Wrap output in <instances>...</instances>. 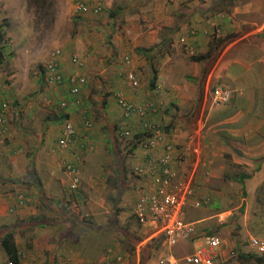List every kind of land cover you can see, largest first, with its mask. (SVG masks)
Wrapping results in <instances>:
<instances>
[{"label":"crops","instance_id":"obj_1","mask_svg":"<svg viewBox=\"0 0 264 264\" xmlns=\"http://www.w3.org/2000/svg\"><path fill=\"white\" fill-rule=\"evenodd\" d=\"M84 1L93 4L101 3L100 1L95 2L94 0ZM124 1L125 2H121L122 6L117 3L113 7V10L121 15V19L116 20L117 23L124 24L120 30L123 34L118 37H113L115 45H108L105 49L99 51L97 49L93 51L90 47L84 48V52L78 53L84 58L85 62L83 66H76L71 62L70 56L72 52L67 53L68 57H66V59L64 57L62 58V55H60L59 59V71L65 77L79 72L86 76L87 82L80 92V97L82 98L88 115L90 116V113H92L93 116L91 115L90 117L101 122L99 116L93 111V107L96 106V103L99 104L102 115L101 119H103L99 127L95 131H90L83 125L81 118V110L83 108L81 106L75 107L69 104L64 109L60 108L59 101L61 99L71 98L67 94V83L62 84V86L47 83L46 94L42 97L43 102L41 103L36 99L27 101L31 109H28L25 113H17L19 117L17 116L16 135H13V131H9L8 133V139L11 143L9 149H7L9 150L6 153L7 159L6 162L0 161V174H2L0 176V227L3 228L0 238L3 233L8 230L13 232L15 247L18 250V264H27L28 261L31 260H34V263L37 264H86L85 254L83 253L85 251L89 252L90 257L94 258L93 264H116L114 261L120 256L112 252L113 246L111 244H113L114 247L117 245L119 247L121 246V233L117 235L115 229V234H110V247L109 250L105 251V249H103V243L96 248L94 238L90 237L88 233H94L93 235H96L99 232V234H102L107 228H104L101 224H97L95 221L93 223L91 221L88 222L92 226L91 228L80 225L76 217H73L75 220L74 224L69 222L72 220L71 216L68 218L67 214H69V212L63 209L65 208L63 201H67L69 198L59 191L62 186L64 190L68 188L70 179V174L66 170H63L64 163L66 161H76L79 158L83 165V158L85 159V156L83 157L82 154L92 152L94 143H100V150L92 154V157H90L91 154H89L88 157L90 158H86L88 159V164L91 163V161L96 164L98 160L103 159L101 163L97 165L99 170H105L106 164H110L109 168L111 171L109 172L111 176L118 179L117 175H114V171L118 169L117 166L115 167L113 162L106 160L112 154L111 142H113V140H109L110 135L115 134L116 125L126 120L122 116V110L120 106H118L114 94L120 91L127 99L135 103H141L150 98V95H152V87L149 85V87L146 88L147 79L151 81L154 74L156 77L155 83L157 84L161 80L163 82L167 78L165 73L172 66L170 60L176 53L173 52V47L175 41L179 40L175 34L176 31L179 32V38L185 36V41H191L190 44L193 45H196L197 42V40H193L195 39L194 37L197 35L198 37L204 36V33H208V31L202 27H193L198 24L211 25L214 32H216V34L219 33V35L221 34V36L230 32L237 33L239 31H241V35L231 41L223 49L217 64L212 68L210 73L216 81H220L231 93L230 101L227 104L211 106L207 114H205V125L207 124L208 128L218 131L222 140L225 141L224 144L220 151H215L214 147L207 144L203 149L200 144H197L199 151L194 155V149L191 147L189 148L170 142L165 130H170L171 133L172 127L165 128L161 125L164 133L163 143H171L174 147L172 166L179 170L180 173L187 174L190 178L189 181L191 185L195 187L198 194L200 193L201 198L211 195V193H205L201 196L199 182H201L203 186L204 179H211L212 181L221 179L230 182L235 180L241 184V192L243 188H245V186H242V182L238 180L241 179V175H247L244 177L243 181L245 185H247L246 181L248 179L247 183L252 179H256L257 183H264V46L263 43H261L260 46L254 45V49L249 56H242L235 52V49H238L237 43L242 39L249 36H253L257 39L258 36L259 38L264 37V1ZM101 4L104 6V3ZM107 5L111 6V0L110 3L107 2ZM110 12L111 11H109V13ZM95 16L96 15L92 14L83 15V17ZM99 16L100 15H97V17ZM114 17L112 16L109 19L108 22L110 24L112 23L110 20L114 21ZM187 26H189V28H186ZM193 28H195V33L193 32ZM187 30L190 32L187 33ZM117 40H119L120 43ZM189 47L192 46L188 44L187 48ZM64 51L65 50H63V56L65 53ZM125 55L130 56V62H125ZM68 59L73 67L68 62ZM90 64H92L93 67L90 68ZM67 65H70L72 68L67 67ZM89 69H91L90 72ZM127 71L133 72L139 78L141 87L139 86L138 90L133 88L125 78V72ZM256 71L259 72L260 75L258 78H256ZM245 74L246 76H244ZM37 81H39V78ZM238 81H241L239 83L241 85L238 84ZM38 85H40V82ZM38 85L36 86V93L40 91ZM158 87L159 86H155V89H158L159 95L160 87ZM99 88H102V93L97 94L96 97H93L94 100H92L91 98L94 96L93 92H97ZM109 89L112 91H108ZM84 96H87L86 99H84ZM48 99L50 102L47 101ZM3 103L4 102L1 104ZM17 106H21V103L19 104L18 101ZM44 111L46 112L45 114ZM67 117L70 118L75 128L76 135L70 147L62 150L57 147L56 139L60 135L63 122ZM150 117L151 119H155L156 114L150 115ZM113 118H119L114 121L116 125H114V123L111 125V120H114ZM134 119L135 117L126 120L127 124L129 125L128 121L132 122ZM34 120H37L39 123L32 126V121ZM159 121L157 120V122ZM107 124L109 126L111 125L108 139L105 133V126ZM29 127H38V129L34 131ZM17 132H19L18 136ZM20 133L26 137L18 138ZM30 136L34 137L35 141L32 142L29 139ZM95 139H98L97 142H94ZM108 140L110 143L106 146L107 142H109ZM26 141H28L29 144ZM42 142L46 143V148H44ZM18 143L22 144V147L19 146ZM49 144H51L50 148ZM162 144L158 145L157 149L152 152L153 155L159 156L162 154ZM23 145L26 146V148ZM114 145L115 150H119L116 139L114 140ZM52 147L53 150H51ZM0 149H4L3 144H0ZM44 150L47 151V176H45L43 167L41 166L42 159H39L37 155L39 152L43 153ZM27 151H30V153L28 162L26 163L24 159L21 160L19 152L26 153ZM133 151L135 153V169L146 160L148 152L140 147L134 148ZM118 152H120V150ZM114 155L116 156V154ZM117 155H119L120 158V167L125 168V180L131 178L130 181L128 179L127 184L124 183L122 186L120 185V188L123 186H125V188L132 186L130 190L136 192V198L130 214L131 218L137 221L134 215V205L137 198L149 188L151 179L137 176L135 171H133L134 169L130 170L132 172V176H130V171L127 172L126 169L127 167L130 168L129 161L123 162V158L126 156H123V154ZM219 162H222L223 167L226 162L227 165H239L233 166L242 167L246 169V171H238V173L233 175L227 174L228 172L223 173L221 172L222 166H217ZM242 162L249 166L241 165ZM26 164H28L29 167L28 173L30 174L31 172L34 178H28V173L26 177ZM9 169H12V171ZM20 179H37L36 185L39 191L33 193L32 187L21 188L23 185ZM263 188L264 186H262L261 191L258 192L259 194H256L257 199H260L259 201L264 199ZM20 190L21 192H19ZM119 191H121V189ZM89 192L90 191L87 193ZM83 193L85 192L83 191ZM20 194H23L26 199L23 203L19 202ZM85 198L83 194V199ZM89 198L91 197L89 196ZM71 199H74V197ZM95 201L96 200H94V202ZM91 204L92 203H90V205ZM190 209L195 208L189 206L186 209L185 218L187 221L195 223L196 221L194 218H196V215H189ZM102 212V209L97 207L91 212V215L98 220L99 214ZM259 220L264 224V216L259 218ZM129 227L135 231H131L132 233H130ZM136 227V223L134 226L126 225L123 228L126 232L123 237L125 241L123 242L122 239L126 258L130 260V257H132L131 253H136V264H155L160 255L166 253L180 257L191 253L195 245L199 243V241H182L178 243V245L186 244L185 248L180 250L182 254H180V251L175 254L171 252L175 246L166 247L163 237L157 235L152 227L140 223H138L140 229ZM262 228L264 230V226ZM97 229L98 231L96 232ZM78 231L80 233L79 235L76 234ZM72 233H74V235H72ZM251 236L254 235L252 233L250 234L248 231H246L244 237L242 236L244 238L243 242L246 241V243L241 245V250H243V252L252 251L259 254L264 253L258 252L249 243V237ZM258 237H260V235ZM158 243L162 244L165 248V252L161 253L154 260V258H150L149 254H152L151 249H154ZM188 244H192V246L191 250L186 252V250L189 249L187 248ZM139 245H141V249H138ZM252 247L254 249H252ZM229 248L226 242L223 241L221 249L219 250V264L227 261L223 259L222 256L226 252L228 253L229 250H233V248ZM1 249L4 251L2 247ZM142 256L147 257V259L142 258Z\"/></svg>","mask_w":264,"mask_h":264},{"label":"rangeland","instance_id":"obj_2","mask_svg":"<svg viewBox=\"0 0 264 264\" xmlns=\"http://www.w3.org/2000/svg\"><path fill=\"white\" fill-rule=\"evenodd\" d=\"M94 1L104 3L102 13L99 17H97V15L95 17H83L82 14L76 11L73 0H0V111L2 102L7 105L5 111L7 132L3 136L0 135V144H3L4 148L3 150L0 149L1 162H6L7 159L6 153L9 151L7 149H9L11 143L8 139L9 131H13V135L15 134V131H17V116L19 117L17 113H25L28 109H31L30 104H27V101L29 100L33 101L36 99L41 103L43 102L42 97L45 96L47 89V83L44 81L43 68L49 59L51 51L57 47L62 49V51L65 50L63 57L66 59V57H68L67 53H82L86 47L92 48L93 51L96 49L99 51L105 49L108 45L113 46L115 45L113 37H118L123 34L120 30L124 24H118L116 21L121 19V15L120 13H117V11H114L113 7L117 3L122 6L121 2L125 1L111 0V6L107 5V2L110 3V0ZM109 11L111 12L109 13ZM112 16L115 17L113 18L114 21L110 20L112 22L110 24L108 21ZM207 26L208 25L199 24L193 26L196 28L202 27L208 31V33L203 34L204 36L198 37L197 35L194 37L195 39L193 40H197L196 45L190 44L191 41L186 42V39L181 42L178 35L179 32H175L179 40L175 41L173 47V52L176 53L170 60L172 66L165 73L167 78L163 82L161 80L156 84L160 89L159 95L156 96L159 100V109L158 115L156 113L155 120H160L159 122L163 126L167 125L169 128L172 127L171 133L170 130L165 131L168 135V140L175 144L177 143L181 146H187L190 143L187 140V135L192 130L201 128L200 141H195L194 145L200 144L204 149L207 144L214 147L215 151H220L225 141L222 140L218 131L208 128L207 124L205 125V114H207V111L211 106H220L211 104L210 92L214 86L221 85L222 83L216 81L210 73L212 68L217 64L220 54L225 47L215 59H212L209 62L208 71L204 75L201 74L203 69L202 64L191 59V56L204 53L208 49L211 40L215 39V37L221 36V34L219 35V33L216 34V32H214L211 25H209L210 27ZM186 28H189V26ZM194 29L195 28H193V30ZM240 32L241 31L237 33ZM117 41L120 43L119 40ZM261 43H263L264 46V37L259 38L258 36V39L253 36L246 37L237 43L238 49H235V52L242 56H249L254 49V45L260 46ZM188 44L192 47L187 48ZM211 44L214 45V43ZM86 61L91 63L88 60ZM68 62L71 65L69 59ZM70 65H67V67L72 68L73 66L71 65L72 67H70ZM91 67H93L92 64H90V68ZM90 71L91 69H89V72ZM244 76H246V74ZM258 76H260L259 72L256 71V78H258ZM38 78L39 81H37ZM39 82L40 85H38ZM240 82L241 81H238V84ZM37 85L40 87L39 93H36ZM149 85L150 80L147 79V84L145 85L146 88L149 87ZM154 89L155 87L152 91ZM101 90L102 88H99L97 92H93L94 96H92L91 99L94 100L93 97H96L97 94H101ZM108 91L111 92L112 90L109 89ZM151 96L153 95H150V97ZM86 97L87 96H84V99H86ZM17 101L19 104L21 103V106H17ZM93 111L99 116L102 122L103 119H101L102 115L98 103L93 107ZM45 113L46 112L44 111V114ZM91 115L93 116L92 113H90V116ZM91 119L93 125L89 130L95 131L101 122L96 121L92 117ZM113 119L114 120L109 119L112 122L111 125H113V123L116 125L114 121L119 118ZM37 123H39L37 120L32 121V126L35 124L37 125ZM110 126L108 124L105 126L107 139ZM128 126L134 131H137L139 128V121L135 118L132 122L129 121ZM29 128L34 131L38 129V127ZM18 134L19 132H17V136ZM21 137L26 136L20 133L18 138ZM116 137V133L110 135L109 140H113L111 146L114 145V140L116 139L118 149L125 152L124 156L126 157L123 158V162L129 161L130 168H126L127 172H129L131 169H134L135 166L134 151H126V145L131 142V140ZM29 139L32 142L35 141V138L32 136H30ZM97 140L98 139H95L94 142H97ZM110 141L107 142L106 146ZM26 142L28 143V141ZM18 145L22 147V144L18 143ZM42 145L46 148V143L42 142ZM50 146L51 144H49V148ZM100 146V143H94V149L92 152L82 154L83 157L85 156V159L83 158V165L81 164L79 166L81 183L78 189L71 191L66 188V190H64L63 186L59 189L63 195H67L69 198L67 201H63L65 205V208L63 209L69 212L67 216L68 218L71 216L73 221L70 220L69 222L72 224L75 223L73 217H76L80 225L91 228L92 226L88 222L91 221L93 223L95 221L97 224H101L104 228H107L105 230L103 229L104 231L102 234H99V232L96 235H93L94 233H88L90 234V237L94 238L96 248L103 243V249H105V251L109 250V242L111 241L109 236L111 233L112 235L115 234L116 229L117 235L118 233H121L122 235V247H119L118 245L114 247V245L111 244L113 246V251L112 249L111 251L120 256L114 261V263L136 264V253H131L132 257L128 260L125 256L123 245V242L125 241L123 237L126 233L123 228L126 225L134 226L135 223L137 224L136 228H139L137 221L131 218L130 214L133 209L136 192L130 190L132 186L127 188L123 186L120 188L124 183L127 184L128 179L130 181L131 178L126 179L121 186L118 185L116 177L111 176L109 172L111 171L109 168L110 164H106L105 170H99L97 165L101 163V160L103 159L98 160L96 164L92 161L88 164V159L86 158H90L93 156L92 154L97 153L100 150ZM24 147L26 148V146ZM51 150H53V147ZM119 150L112 153L106 160L113 162L115 167L117 166L118 169H121L119 164L120 160H116V157L119 158V155H114L120 153L118 152ZM29 153L30 151H27L26 153L19 152L21 160L24 159L27 163ZM46 153V150H44L43 153H37L39 159H42L41 166L43 167L45 176H47L48 172L46 170ZM89 154H91L90 157H88ZM219 165L222 166L221 172H228L227 174L231 175L238 173V171H246V169H243L242 167L233 166L236 164L227 165L225 162V168L223 167L222 162H219L217 166ZM241 165L248 164L242 162ZM28 168V164H26V174L28 173ZM9 170L12 171V169ZM63 170H65V168H63ZM114 172L115 175L116 170ZM129 173L130 176H132V172L130 171ZM1 175L2 174H0V176ZM28 178H34V175L30 172ZM36 180L37 179H20L23 185L21 188L32 187L33 193L39 191V188L36 185ZM247 181V185H243L245 188H243L241 192V184L235 180L230 182L221 179L217 181L204 179L203 186L201 182H199L201 196L205 193H211L212 201L201 208L190 209L189 211V215H196V218H194L196 222L194 224L198 237L207 234H215L226 242L227 246L230 247L229 249L233 248L234 256L221 264H242L237 257V252L238 249H242L241 245L246 243V241L243 242V237L245 236L246 231L254 235L251 237H258L259 235L260 237H264V230L262 228L264 224L259 220V218L264 216V199L262 200V203V201H259L260 199H257L256 196V194H259L258 192L261 191L264 183H257L256 179H252L248 183ZM120 189L121 191H119ZM83 191L87 195L83 193ZM88 191L90 192L87 193ZM19 192H21V190ZM82 193L85 195V199H83ZM88 194L92 199L89 198ZM72 197H74V199H71ZM197 197L201 198L200 193L198 194V192ZM94 200L96 201L94 202ZM90 203L92 204L90 205ZM97 207L103 211L99 214L98 220L91 215V212ZM241 207L243 209L242 212L240 211ZM97 231L98 229L96 232ZM131 231L135 230L129 227V232L132 233ZM76 234L79 235V231ZM72 235H74V233H72ZM185 246V243L177 245L171 252L176 254V252L183 250ZM191 246L192 244H188L187 248L189 249H187L186 252L191 250ZM138 249H141V245L138 246ZM252 249L254 248L252 247ZM151 251L152 254L150 253L149 256L155 260L157 256L165 252V248L161 243H158V245L154 249H151ZM83 253L85 254L86 264H93L94 258L90 257L89 252L85 251ZM180 254H182L181 251ZM9 261L7 254L2 251L0 247V264H8ZM27 264L37 263H34V260H31L28 261Z\"/></svg>","mask_w":264,"mask_h":264},{"label":"built area","instance_id":"obj_3","mask_svg":"<svg viewBox=\"0 0 264 264\" xmlns=\"http://www.w3.org/2000/svg\"><path fill=\"white\" fill-rule=\"evenodd\" d=\"M74 6L76 11L82 15H100L103 10L101 3L93 4L84 0H74ZM184 38L185 36L180 37V41L183 42ZM60 55L61 49L59 47L54 48L49 54V59L45 65L46 81L48 84L61 85L67 80V94L71 98L61 99L59 106L62 109L69 104L75 107L81 106L83 108L81 110L83 125L89 129L92 127L93 121L80 97V92L87 82L86 76L79 72L64 77L59 71L58 57ZM124 60L126 63L130 62V56L125 55ZM71 62L76 66H83L85 61L80 54L74 52L71 54ZM125 78L133 88H139V78L133 72H125ZM114 95L118 106L122 110L124 119L129 120L135 117L139 121L137 131L131 129L125 122L119 123L115 128L116 136L120 139L127 138L132 140L135 136L134 134L140 131L143 133V137L135 143H137V147L148 152L146 160L134 169L137 176L151 179L149 188L137 198L134 205V215L138 223L152 227L157 235L163 237L166 247L176 246L182 241H199L191 253L180 257L166 253L160 255L155 264H219V250L223 240L215 234L198 237L194 223L187 221L185 218L186 209L189 206L201 208L212 201V195H207L204 198L197 197V190L191 185L187 174L180 173L179 170L172 166L173 144L163 143L164 133L162 126L157 120L150 117V115L157 113L159 109V100L156 97L158 89H154L152 91L153 96L141 103H135L127 99L120 91ZM230 98L229 89L220 84L214 86L210 92L212 105H225L230 101ZM47 101L50 102L49 99ZM6 108V103H3L0 113V135L2 136L7 132ZM200 133L201 129L198 128L187 135V140L190 142L187 147L194 149V155L199 151V147L194 145V142L200 141ZM75 135V128L70 118L67 117L63 122L60 135L56 139L57 147L62 150L68 149L74 141ZM160 144H162V154L159 156L153 155L152 152ZM80 164L79 158L76 161H66L64 163L65 170L70 174L68 189L71 191L78 189L81 183ZM24 201H26L24 195L20 194L19 202L23 203ZM250 244L258 252H264V238L250 237ZM232 256H234V251L229 250L222 258L227 260ZM8 264L15 263L9 261Z\"/></svg>","mask_w":264,"mask_h":264},{"label":"trees","instance_id":"obj_4","mask_svg":"<svg viewBox=\"0 0 264 264\" xmlns=\"http://www.w3.org/2000/svg\"><path fill=\"white\" fill-rule=\"evenodd\" d=\"M189 32L190 31H188L187 33H189ZM240 34L241 33H228V34H226L224 36L215 37V39L211 40L208 49L204 53H200L198 55L191 56V59L193 61H196V62H199V63L202 64V66H203V69L201 71L202 75L206 74V72L208 71L209 62L212 59H215L217 57V55L222 51V49L224 47H226V45H228L235 38H237ZM211 43H214V45L211 44ZM61 55H62V58H63L62 49H61ZM59 59H60V56L58 57V60ZM70 60H71V56H70ZM0 61H1V53H0ZM46 63H45V65H46ZM45 65H44V68H43V72H44V79H45L44 81L47 83L46 75H45ZM155 80H156V77L153 74V79L150 81V87H152L151 89H153L155 86H157L156 83H155L156 82ZM64 83L68 84L67 80ZM64 83H62V84H64ZM62 84L58 85V86H62ZM124 122L127 123V121H124ZM164 127L168 128L169 126L164 125ZM134 135L135 136L131 140V142H129L126 145V150L128 152H132L134 150V148L137 147V145H136L137 143H135V142H138L141 139V137H143V133H141L140 131L136 132ZM115 151H116L115 150V146L112 145L111 153H114ZM117 154H120V155L123 154V156H124L125 152L120 151V153H116V155ZM117 160H120V158H117ZM116 174H118L117 175L118 179H116L117 182H118V185H122L125 182V178H124V175L126 174L125 168L122 167L121 169H117L116 170ZM246 176L247 175H245V174L241 175V177H240L241 179H238L240 182H242V186L244 184L243 183L244 177H246ZM240 211L241 212L243 211L242 207H241ZM1 231H3V228L0 227V234H1ZM0 246L3 248V250L7 254L9 260L13 261L15 264H18V261H17L18 260V250L15 247L14 235H13L12 231L8 230L5 233H3V235L0 238ZM237 257H238L239 261L242 264H264V253H260L259 254V253H255V252H252V251L243 252L240 249H238ZM142 258L147 259V257H145V256H143Z\"/></svg>","mask_w":264,"mask_h":264}]
</instances>
